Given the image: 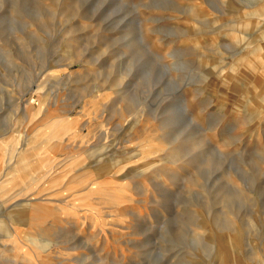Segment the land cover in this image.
Instances as JSON below:
<instances>
[{
	"label": "rangeland",
	"instance_id": "obj_1",
	"mask_svg": "<svg viewBox=\"0 0 264 264\" xmlns=\"http://www.w3.org/2000/svg\"><path fill=\"white\" fill-rule=\"evenodd\" d=\"M0 264H264V0H0Z\"/></svg>",
	"mask_w": 264,
	"mask_h": 264
}]
</instances>
